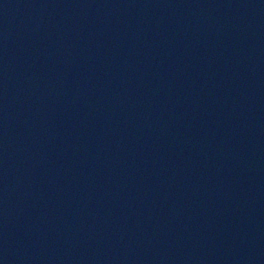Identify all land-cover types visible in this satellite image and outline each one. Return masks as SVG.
Returning <instances> with one entry per match:
<instances>
[{"label": "water", "instance_id": "water-1", "mask_svg": "<svg viewBox=\"0 0 264 264\" xmlns=\"http://www.w3.org/2000/svg\"><path fill=\"white\" fill-rule=\"evenodd\" d=\"M0 264H264V0H0Z\"/></svg>", "mask_w": 264, "mask_h": 264}]
</instances>
